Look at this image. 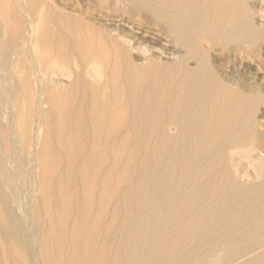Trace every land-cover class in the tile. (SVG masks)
Here are the masks:
<instances>
[{
	"label": "bare ground",
	"instance_id": "1",
	"mask_svg": "<svg viewBox=\"0 0 264 264\" xmlns=\"http://www.w3.org/2000/svg\"><path fill=\"white\" fill-rule=\"evenodd\" d=\"M53 1L0 0L11 264H264V0Z\"/></svg>",
	"mask_w": 264,
	"mask_h": 264
},
{
	"label": "rangeland",
	"instance_id": "2",
	"mask_svg": "<svg viewBox=\"0 0 264 264\" xmlns=\"http://www.w3.org/2000/svg\"><path fill=\"white\" fill-rule=\"evenodd\" d=\"M53 2H54L53 4H55L56 6L64 5L65 11L70 15H74V14L76 15L77 13H76L75 9L78 7H82L84 10H87L88 8L92 9L91 11H93L95 13V17L96 18L99 17L98 11L96 9H94L93 0H63L62 2H59L58 0H56ZM98 21H99V19H98ZM162 44H164L165 47L171 45L170 43L165 42V41H162ZM166 57H169V56L166 55ZM43 107L45 109H47L48 105L44 104ZM51 126H53V124ZM82 191H83V187H82V185H80L78 187V190L75 192V196L77 198L80 197ZM74 213H75V215L78 214V207L77 206L74 208ZM35 251L36 250H34V252ZM10 259H11V253L8 250V248L6 247L4 241L0 238V264H11ZM34 264H45L44 260L40 256H38V253H37V255L35 254V256H34Z\"/></svg>",
	"mask_w": 264,
	"mask_h": 264
}]
</instances>
